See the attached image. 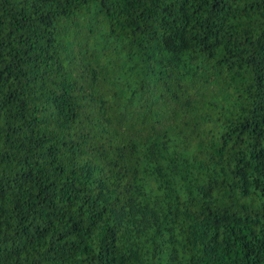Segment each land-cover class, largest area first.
<instances>
[{"label":"trees","instance_id":"1","mask_svg":"<svg viewBox=\"0 0 264 264\" xmlns=\"http://www.w3.org/2000/svg\"><path fill=\"white\" fill-rule=\"evenodd\" d=\"M0 264H264V0H0Z\"/></svg>","mask_w":264,"mask_h":264}]
</instances>
